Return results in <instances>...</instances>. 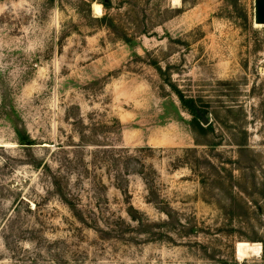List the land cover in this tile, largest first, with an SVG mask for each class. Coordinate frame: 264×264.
<instances>
[{
  "label": "rangeland",
  "instance_id": "1",
  "mask_svg": "<svg viewBox=\"0 0 264 264\" xmlns=\"http://www.w3.org/2000/svg\"><path fill=\"white\" fill-rule=\"evenodd\" d=\"M96 3L0 0V264H264L255 0Z\"/></svg>",
  "mask_w": 264,
  "mask_h": 264
},
{
  "label": "trees",
  "instance_id": "2",
  "mask_svg": "<svg viewBox=\"0 0 264 264\" xmlns=\"http://www.w3.org/2000/svg\"><path fill=\"white\" fill-rule=\"evenodd\" d=\"M91 1H95V0H91ZM96 1H98V3L100 4H103L106 11H109L112 8V0H96ZM132 11L134 12V9H132ZM137 12L138 11H135V13ZM175 12H177V10L174 8H159L157 15L155 17L149 18V21L145 20V21L134 23L133 24L135 26L134 33L148 34L151 30H153L158 25L157 22H161L164 19H167V18L169 19L173 17L174 15L172 14ZM166 13L169 15H167ZM93 19L94 21L98 22L100 25L107 27L113 33L120 36L119 38L123 39L124 41L128 42L131 40V37H130L131 33L126 30L127 26L124 23H122V21H119L116 18V16H112L110 12H106L101 17H95ZM179 96L184 106L188 108L192 112V114H196V116L200 117L201 119V115L199 112H202V111H200V109L197 107L194 100L192 98H185V95H182L181 92ZM197 126L203 132L211 128V127L205 128L200 123H198Z\"/></svg>",
  "mask_w": 264,
  "mask_h": 264
},
{
  "label": "water",
  "instance_id": "3",
  "mask_svg": "<svg viewBox=\"0 0 264 264\" xmlns=\"http://www.w3.org/2000/svg\"><path fill=\"white\" fill-rule=\"evenodd\" d=\"M254 25L264 26V0H255V17H254ZM201 115V121L203 124H208L209 119L203 112H199Z\"/></svg>",
  "mask_w": 264,
  "mask_h": 264
},
{
  "label": "bare ground",
  "instance_id": "4",
  "mask_svg": "<svg viewBox=\"0 0 264 264\" xmlns=\"http://www.w3.org/2000/svg\"><path fill=\"white\" fill-rule=\"evenodd\" d=\"M180 0H174L175 3H178ZM103 10V7L101 4L96 3L95 4V12L97 14H101ZM258 27H261V25H257ZM264 27V26H263ZM254 252L261 253L262 252V246L260 244H253ZM247 244L246 243H240L238 245L237 253L240 258H244L248 254Z\"/></svg>",
  "mask_w": 264,
  "mask_h": 264
}]
</instances>
